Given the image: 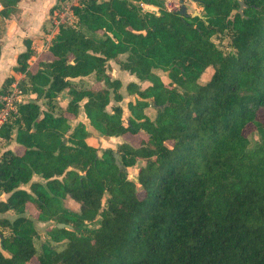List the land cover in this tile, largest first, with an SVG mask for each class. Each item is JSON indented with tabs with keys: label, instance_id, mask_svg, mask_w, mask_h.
I'll return each mask as SVG.
<instances>
[{
	"label": "trees",
	"instance_id": "trees-1",
	"mask_svg": "<svg viewBox=\"0 0 264 264\" xmlns=\"http://www.w3.org/2000/svg\"><path fill=\"white\" fill-rule=\"evenodd\" d=\"M192 1L205 18L168 10L165 0H79L76 24H61L48 47L52 59L29 64L26 40L13 69L26 74L23 91L49 104L63 92L70 98L59 113L25 100L0 130L24 147L0 159V190L9 194L0 213L14 214L0 218V264H264V0H243L242 13H233L240 0ZM19 2L0 0V18ZM220 33L230 50L215 41ZM111 59L139 80L126 85L136 95L127 118L120 104L107 109L123 99ZM86 76L103 85L77 88L74 79ZM81 109L104 136L144 137L101 149L83 122L72 127ZM36 221L49 223L40 252Z\"/></svg>",
	"mask_w": 264,
	"mask_h": 264
},
{
	"label": "crops",
	"instance_id": "crops-1",
	"mask_svg": "<svg viewBox=\"0 0 264 264\" xmlns=\"http://www.w3.org/2000/svg\"><path fill=\"white\" fill-rule=\"evenodd\" d=\"M56 4H59L58 0H20V2L18 3L17 13L12 14L11 17L9 18H4L5 29H3L4 26H0V89L3 87L4 81L7 77L13 76L14 77L13 81L17 79L18 80L22 79V81H24L26 79V75L24 76L21 72L16 73L13 70L14 67L17 65L18 55L26 51L27 49L26 40L30 42V44L32 45V48L34 49L35 54H36V47L37 49H39V52H38L39 53L38 56H40L39 60L53 58L52 54L48 50L49 46L47 47L46 45L47 47L46 49L44 48L43 43L45 41L46 42L48 41V44L51 43L52 39L57 34V33L55 35L53 34L51 37V32H48L49 31L47 30L48 28L44 29V26L46 27L49 15L52 17L50 11ZM61 4L62 2L60 3V5ZM144 7H148V6L144 5ZM57 9L54 10V13H53L54 18L56 16V13L58 12ZM13 16L14 18H12ZM43 49H44V52H42ZM35 54H33L30 58L36 59ZM123 55L126 57V54H122L119 57L123 59L121 57ZM29 64H31L30 61H29ZM107 65L113 68L112 70H114V73H112V71L109 68L107 69V72L112 77H115L121 80L122 84L124 85V90L126 91V95L124 96L122 91L120 92L123 96L122 100H126V104L128 108V102L131 100L135 101L136 95L129 94L126 90V85L131 81L138 82L139 80L135 74H132L128 70H124L120 68V65L113 59L109 60ZM88 77L90 76H86L84 78H88ZM76 79H82V78H76ZM102 85H103L102 83H95L94 87H100ZM145 85L146 83L144 82L143 86ZM125 97L126 99H124ZM120 103L121 101L119 102L116 101V104H120ZM112 105L114 104H112L111 102L110 106ZM120 105L124 109V105L123 104H120ZM127 112H128L127 114L128 116L130 114L129 109H127ZM81 113L85 117V120L82 121V119L81 120L77 119L78 121L76 122L75 121L76 118H75L71 121V124H72V127L76 126L80 122H83L86 125L87 129L91 132V137L88 139L89 143L93 145L99 144L100 148L105 149L109 147L113 148V144L111 143L115 141H117L118 143H121L122 141L121 139H124L123 141H128L127 139L129 138V134H125L123 136H104L102 135L90 124L89 119L86 117L84 111L80 112V114ZM7 140L8 139L0 136V159L4 151L8 149L13 150L15 153H18V154H21L24 151V147L21 144L16 142L15 135H12V137L9 138V140L11 141V144H9L8 146L5 144ZM36 176L37 175H35L34 178ZM8 196L9 194L2 192L0 190V200H5L7 199ZM70 202L71 200L68 201V204ZM3 217L13 219L14 215L10 214V212L0 213V218H3ZM35 260L37 261V259Z\"/></svg>",
	"mask_w": 264,
	"mask_h": 264
},
{
	"label": "rangeland",
	"instance_id": "rangeland-1",
	"mask_svg": "<svg viewBox=\"0 0 264 264\" xmlns=\"http://www.w3.org/2000/svg\"><path fill=\"white\" fill-rule=\"evenodd\" d=\"M78 2H79V0H65L64 2H62L61 5L63 7L67 3V4H70V5L73 6V5L77 4ZM168 2H173L175 4L181 5L180 2H179V0H165V2H164L165 3L164 4V8H166V9H168L170 7V4H167ZM186 3L188 5V12L189 13H193L194 11H198V12H200L202 14V8L200 6H198L195 2H193L191 0H187ZM146 6H148V8H150V9H152L154 11H157L159 9L158 7H155V6H150V5H146ZM145 8H147V7H145ZM179 8L178 7L177 8L174 7L172 9L169 8L168 10H179ZM14 16H16V15H14ZM14 16L12 18H14ZM55 18H56V16H55ZM55 18H54V15L53 14H52V17L49 15V18L47 20L46 27L44 26V29H47L48 28L47 29V30H49L48 32H51V37H52L53 34L55 35L58 32V30H59V25L56 26V24H55V20H56ZM76 22H77V18L75 16H71V19L68 20L66 24L75 25ZM4 23H5L4 22V19L3 18H0V26H4L3 29H5ZM214 38H215V41L218 44H220L223 49L230 50V36L227 33H220V37H214ZM46 45L48 47L50 45V43L48 44V41L47 42L45 41L43 43L44 48L47 49ZM38 52H39V49H37V47H36V54H35V51L33 52V54H35L36 59L35 58H30L28 60V61L31 62V65L34 62H36V60H39L40 56H38V54H39ZM42 52H44V49L42 50ZM121 57L123 59L126 58L124 55L121 56ZM108 68L112 71V73H114V70H112L113 69L112 67L107 66V69ZM212 72H213V69H211V68L208 69V71H205V73L201 76V81L202 82H205V81L209 80ZM160 73H161L162 78L167 82L168 81L167 73L166 72H160ZM112 78H115V77H112ZM73 82H74V84H75V86L77 88H82V87L88 88V87H92L96 83L95 82V77H93V76H90L88 78L76 79ZM27 83L28 82H27V78H26L24 81H22V83H20V86L22 87V85H24L28 89L29 88V85H28L29 83L28 84ZM10 84L7 85V88L5 89V91L8 88H10ZM142 86H143V83H142ZM145 86H143V87H145ZM120 90L122 91V93L125 96L126 95V91L124 90V85L121 87ZM23 97L26 100H36L39 103V105L41 106V108L43 110L50 109L54 113H59V111L61 110V108L66 104V102L70 98L68 96V94L65 92V93H62L56 100H54V102L52 104H49L46 101V99H44V98H37V95L35 93H32V92H24L23 91ZM124 99H126V97ZM111 102H112V104H116V101L114 99H112ZM120 104H123L124 105L123 115H124V117L127 118V114H128L127 109L128 108H127L126 100H122ZM107 109L111 111V106L109 105L107 107ZM80 112H83V110L81 109ZM259 116H260L261 119H264V110L263 109H260L259 110ZM77 119L78 120H81L82 119V121H83V120H85V117L81 113L76 118V120H75L76 122L78 121ZM12 120H14V118H12ZM12 120H11V122H12ZM244 132H245L246 135H249L250 136V139L252 141L255 142L256 140H258V134H257V131H256V129H255V127H254L253 124L247 125ZM143 137H144V134H142V133H140L138 135H129V138L127 140H128V142H130V143H132L134 145H138L140 143V141L142 140ZM121 140L123 141L124 139H121ZM5 144L8 146L9 144H11V141L8 139ZM111 144H113V148H116L119 143L117 141H115V142H113ZM101 149H103V148H101ZM101 153L102 152L100 151L99 154H101ZM138 170H139V163L136 164V165H134V166L129 167L128 168V176H129V178H136V175L138 173ZM33 180L34 181H37V180H41V179L39 178V176H36L35 178H33ZM21 187L22 188H25V189H29V184H23V185H21ZM69 206L71 208H75V209H78V207H79V205L77 203L73 202V201H71L69 203ZM36 212L37 211H36V209L33 206L28 205L27 214L29 216L34 217L35 214H36ZM10 214H13V213L10 212ZM48 224H49L48 222L36 221V226H37V229H38L39 234H40L39 237H37L35 239V246H36L38 252H40V250H41V242L46 238L45 230L48 227ZM98 225H99V218L96 221L87 223L86 227L88 229H93V228H96ZM0 228H1V226H0ZM54 244H56V243H54ZM56 246L59 249V248H62L64 246V244H56ZM31 264H38V263H37V261L35 259H33V262H31Z\"/></svg>",
	"mask_w": 264,
	"mask_h": 264
},
{
	"label": "built area",
	"instance_id": "built-area-1",
	"mask_svg": "<svg viewBox=\"0 0 264 264\" xmlns=\"http://www.w3.org/2000/svg\"><path fill=\"white\" fill-rule=\"evenodd\" d=\"M167 4H170V9L174 7H180V5L173 2H168ZM71 16H74L72 5L66 3V5H64L61 10L56 13V26L66 24L67 21L71 19ZM22 74L24 76L26 75L25 73ZM20 83H22V79L13 81L10 84V88H8L6 92L0 95V130L6 124L11 122L12 118H15L17 116L19 104L25 102L26 100L23 97V88L20 86Z\"/></svg>",
	"mask_w": 264,
	"mask_h": 264
},
{
	"label": "water",
	"instance_id": "water-1",
	"mask_svg": "<svg viewBox=\"0 0 264 264\" xmlns=\"http://www.w3.org/2000/svg\"><path fill=\"white\" fill-rule=\"evenodd\" d=\"M187 0H179L180 2V9H179V12L181 15H190V16H199V17H203L205 18L200 12L198 11H194L193 13H189L188 12V5L186 3ZM243 7H244V1L243 0H240V7L237 9V10H234L233 13H236V12H243ZM115 157H116V162L117 164L121 165V163L119 162V160L117 159L118 158V153H115ZM57 226L58 227H61V228H69L71 229L72 226L70 224H67V223H64V222H59L57 223Z\"/></svg>",
	"mask_w": 264,
	"mask_h": 264
}]
</instances>
